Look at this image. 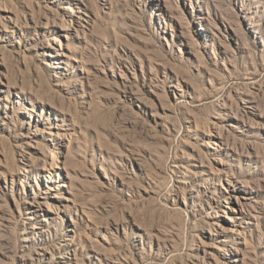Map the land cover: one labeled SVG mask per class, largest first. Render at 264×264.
<instances>
[{"label": "rangeland", "instance_id": "obj_1", "mask_svg": "<svg viewBox=\"0 0 264 264\" xmlns=\"http://www.w3.org/2000/svg\"><path fill=\"white\" fill-rule=\"evenodd\" d=\"M0 264H264V0H0Z\"/></svg>", "mask_w": 264, "mask_h": 264}]
</instances>
